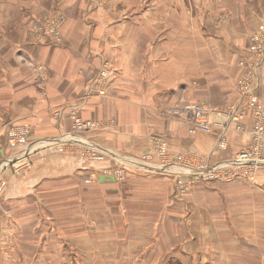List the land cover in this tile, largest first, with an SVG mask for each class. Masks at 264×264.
<instances>
[{"label": "crops", "instance_id": "crops-1", "mask_svg": "<svg viewBox=\"0 0 264 264\" xmlns=\"http://www.w3.org/2000/svg\"><path fill=\"white\" fill-rule=\"evenodd\" d=\"M263 17L264 13L259 19ZM204 22L199 23V34H190L189 39L194 45L184 57H170V53H165V45L159 35H156L153 46L148 44L152 42L151 37H145L139 44L135 43L137 35L132 34L122 35L117 40L113 33L115 28L107 30L102 37L90 30L82 40L78 33L65 35L55 57L51 48L47 47L43 52V62L50 75L43 91L39 93L25 75L21 74L20 80L16 81L17 77H13L16 73L11 74L16 70L7 68L11 71L5 73L11 81L3 83V90L8 92H3V97L0 94V100L4 98L3 106L12 108L9 112L12 120L31 125L33 135H36L35 130L41 133H44L42 129L52 131L37 140L50 138L52 133L69 132L66 113L61 109L55 110L75 105L83 118L102 123L97 130L83 133V138L121 157L119 160L125 164L130 165L132 161L123 158L138 159L137 156L146 153L152 137L166 141L173 152L197 155L208 163L228 160L251 140L250 112L244 111L242 118L231 122L227 115L229 107L238 98L236 83L242 73L240 48L244 45L245 36L238 34V29L226 36L211 32ZM85 25L91 26V23L85 21ZM103 63L110 68L107 82L102 85L100 93L93 89L90 91L93 77ZM255 85L254 92L264 105V59L257 69ZM193 102L206 103L217 111L210 117V133H189L184 117L172 113L181 105ZM4 122L1 117L0 123L4 125ZM237 125L240 129L236 128ZM222 134L224 145L217 146ZM3 145L0 143V164L5 156ZM29 159L32 166L22 176L12 174L8 168H2V164L0 166V177L5 180L0 193V264H66L69 260L75 264H99L103 246H108V255L112 250L114 258L109 263L113 260L115 264L122 258L117 257L115 250L131 248L138 253L128 259L129 264H264V168L259 170L252 186L241 181L236 188L223 185L202 196L205 202L209 200L203 209L206 219L203 231L198 230L200 222L197 221V217H201V209L185 208L192 225L185 227L184 237H177L166 246L164 225L157 220L165 216L164 209L145 214L156 218L152 220L153 227L144 229L146 234L150 231L151 241H145L141 236L140 242L131 243L130 228L124 231L127 234L124 239L117 236L116 224L110 225V210H92L95 222L85 228L81 204L80 221L76 222L77 242L72 247L68 245L62 227L57 226L58 216L47 209V194L52 193V186H62L69 179L81 186L79 181L83 175H90L94 169L103 168L111 160L87 163L79 156L51 149H33ZM139 165L143 169L134 168L138 170L134 171L140 174L168 176L159 170L157 163L143 162ZM125 181V185H133L129 181L137 182V179L128 177ZM97 184L113 185L114 182L101 177ZM233 190L234 193L229 192ZM249 191L251 194L247 193ZM230 193L243 209L233 211L237 206L230 204ZM247 201L250 204H244ZM213 206H218L217 214L211 210ZM140 208L137 212L142 211ZM169 213L179 214L175 209ZM245 215L251 218L248 230L240 223ZM236 216L238 219L233 220ZM85 230L87 233L92 230L91 256L85 255V250L89 252V243L85 244L84 240ZM104 234H108V239ZM209 235H214L217 242H196L198 237L204 239ZM100 236L104 239L100 240Z\"/></svg>", "mask_w": 264, "mask_h": 264}, {"label": "rangeland", "instance_id": "rangeland-1", "mask_svg": "<svg viewBox=\"0 0 264 264\" xmlns=\"http://www.w3.org/2000/svg\"><path fill=\"white\" fill-rule=\"evenodd\" d=\"M263 8L264 0H0V94L3 97V92L4 94L8 92L7 90H3L2 86L5 81L9 80L5 72L9 74L11 70L7 71V68L12 69V71L16 70L11 73H16L13 76L14 78L17 77L16 81L20 80L19 76L21 74L25 75V78L28 77V80L31 79L28 82L32 83L39 93L42 92L43 87L47 84L50 77L49 69L43 62L42 57L45 48H51L53 51L52 55L55 57L59 51L58 46L62 44L65 35L69 36L78 33L82 40L83 36L90 30L95 35L102 37L107 33V30H113V28H115L113 33L117 35V40L121 38L122 35L132 34L133 36L137 35L135 43L138 44L139 41L145 39V37H151L149 39H152V42H148V44L151 45L155 44L156 35H159L158 38L161 40L163 39V44L165 45L164 49L166 50L165 53H170V57H184L188 55L190 49H192L194 45L189 39L190 34H199L201 32L199 23L205 21L204 24L211 32H216L224 36L231 35L234 29H238V34L245 36L243 40L244 45L240 48V53L246 55V53L256 45L257 42L255 39L264 36V17L259 19L261 14L264 13ZM85 21L91 23V26H86ZM55 22H59L60 25L59 33L55 35L57 40L53 39L54 35L52 31ZM51 40H56V43H52ZM130 41L131 45H134L131 39ZM101 70L106 72L101 81V83H105L109 77L110 68L106 63H103ZM3 100H0V118L3 117L5 122L3 123L4 125L0 123V143L1 145L4 144V161L10 153L7 146V127H11L14 124L28 126L29 134L27 142H31L35 139L37 140L43 134H51L52 131L42 129L44 133H41V131L35 130L36 135H33L32 127L29 123L11 119V114L9 112L12 108L3 106L5 105V100ZM60 109L63 113H66L65 115L69 118V132H62L59 134L52 133L53 136L50 138L47 137L48 139L59 138L64 133L73 132L76 119L80 121H94L83 118L80 112L76 110L77 107H75V105L69 107L61 106L55 111H59ZM178 110L182 112V105ZM212 111H214V114L217 113L214 109ZM93 123L95 126L85 131V133H91L102 125V123L97 121ZM47 138L37 140L38 142L34 143L33 149H51L58 153H70L79 156L87 163L108 162V160H112L111 158H104L103 160L88 159L85 157V151L82 149L70 144L58 143L53 145L43 142L47 140ZM151 139L149 150L137 157L138 159L145 160V162L159 164V161L155 158V154L153 153L155 146L153 148ZM168 149L173 152L169 145ZM20 153V151H14L16 155ZM29 156L24 165H9L4 169L8 168V170L16 176L24 175L31 165ZM190 158L198 162L208 163L197 155L191 154ZM3 161L1 164H3ZM111 162L112 161L99 170L94 169L90 175H83L79 181L81 186L76 185L74 180L69 179L67 183L62 184V186H52V193L50 192L47 194L49 196V202L46 201L47 209L58 216L57 222L59 225L57 226L62 227V231L65 232L64 236L67 237L69 241V246L74 247L77 242L76 222L80 221L79 212L81 204L82 211L84 212L83 221L85 228L91 227L93 221L95 222L92 210H96V212H98V210L101 212L110 210L112 212V221H110V225L116 224L117 236L123 239L127 235H125L124 231L127 230V227L130 228L131 233H127L131 236V243L140 242L141 236L145 238V241H151L150 239L152 236L150 231L149 234H146V230L144 229L151 227L152 220L156 218L145 216V214H150L152 210L155 209H164V212H166V214H164L165 216L157 220L164 225L163 236L166 246L167 242L171 240L174 241L177 237L180 239L184 237L186 235L185 229L192 225L189 215L185 212V208L189 209L191 207L192 209H201V217H197V221L200 222L198 230L202 229L203 231L204 222L206 221L203 209L205 208L204 205H207V202L209 203V200L205 202L202 196L209 194L211 191H215L216 188L223 185L236 188L241 181H244L245 185L252 186V184L255 183L259 170L262 169L259 168L252 174L238 171L217 173L211 179L206 180L182 178V185L178 193H176L174 189V176L168 174H165L168 176L154 174L143 175L138 173L137 169H134L137 167L131 166L127 168L123 180L116 181L108 178L114 182L113 185H95L98 178H107L102 174V169L110 166L112 164ZM128 177L137 179V182L129 181L133 185H125V180ZM0 179L3 178L0 177ZM86 179L91 180L87 183ZM1 191L2 190H0V193ZM229 192L234 193L235 190ZM247 193L251 194L250 191ZM232 195L234 194L230 193L228 195L231 197L230 204L232 206H237L236 210L233 209V211L243 209L242 206H238L237 202L233 200L234 196L232 197ZM244 204L250 203L247 201ZM140 205L142 208H140ZM139 208L142 209L141 212H137ZM61 209L62 219H60L61 213H59ZM173 209L178 211L179 214L176 213V216L170 214L169 212ZM216 209H218V206L211 208L215 214L218 213ZM124 210L125 213L123 214ZM137 213L141 214V217ZM95 215L96 217L98 216V214ZM125 215L127 216L124 218ZM237 219V216L233 217V220ZM242 219L245 223H240L243 224L244 229H250V216L245 215ZM105 220V222L108 223V218L105 217ZM142 230H144L143 233ZM1 231L2 226L0 224V239L2 237ZM91 231L92 230H88L87 233L85 230L84 233L85 244L89 243V252L85 250V255L89 256L92 254ZM104 235V238L108 239V237H106L108 234ZM104 238L100 236V240ZM127 240L129 241L128 237ZM214 240L217 242V238H215L214 235H209L207 237L204 236V239L198 237L196 242H213ZM117 241L119 242L120 239ZM103 247L104 250L100 251L101 262L99 264H115L113 260L109 263V260L114 258L111 253L112 250H110V256L108 255V246ZM115 251H117V257H122L116 264H129L127 262L128 259L131 260L132 256L138 253V250L134 248L128 250L117 249ZM74 252L75 250L72 251V253ZM70 261L72 260H69L66 264H75V262L72 261V263ZM203 261L204 260H202V263ZM205 262H207V260H205ZM51 264H54V262Z\"/></svg>", "mask_w": 264, "mask_h": 264}, {"label": "built area", "instance_id": "built-area-1", "mask_svg": "<svg viewBox=\"0 0 264 264\" xmlns=\"http://www.w3.org/2000/svg\"><path fill=\"white\" fill-rule=\"evenodd\" d=\"M59 22L54 23L52 27L54 38L57 40L59 33ZM56 40L51 42L56 43ZM256 45L251 48L246 55H240L239 64L242 68V73L237 80L236 88L238 92L237 100L229 107L227 111L228 121H238L243 116L244 111H248L252 118V128L250 131L251 140L248 145L242 148L240 151L234 154V156L228 160L208 164L205 162H198L190 158V155L183 153L171 152L168 149L166 141L159 137H152V146L155 150V158L159 161V170L165 174L175 177L174 189L175 192H180L182 185V178H194V179H211L217 173H229V172H244L252 174L259 168H264V148H262L264 140V105L260 103L257 95L255 94L256 84V72L264 59V36L256 38ZM106 72L101 69L95 75L92 80L91 89L100 93L102 90L101 83L102 77ZM88 91V93L90 92ZM77 110V109H76ZM213 108L206 103H186L182 105V112L180 110L172 111L175 115H182L188 123V132H204L210 133L212 130V123L210 121V115L214 112ZM74 131L71 133H64L59 138L47 139L43 142L48 144H70L74 145L83 151H85L86 158L91 160H103L104 158H111L112 164L102 169V174L107 178H111L116 181L124 179L128 167H134L136 164H142L145 160L123 158L126 161H132L131 164H125V162L119 160L121 157H116L114 154L108 151L102 150L93 144H90L83 138L85 131L93 128L95 124L89 120L79 119L75 120ZM8 128L7 146L9 149V155L3 161V167L24 165L28 156L33 152L34 143L27 142L29 134V128L25 125L14 124ZM240 129L239 125L236 126ZM217 146L224 145L223 134L220 135L217 141ZM14 151H20L19 155L14 154ZM26 166V165H25ZM2 168L0 170H2ZM176 170V171H175ZM91 179H86V182H90ZM5 182L0 179V190L4 187Z\"/></svg>", "mask_w": 264, "mask_h": 264}, {"label": "water", "instance_id": "water-1", "mask_svg": "<svg viewBox=\"0 0 264 264\" xmlns=\"http://www.w3.org/2000/svg\"><path fill=\"white\" fill-rule=\"evenodd\" d=\"M134 167H137L139 169H143V167L141 165H138V164H136Z\"/></svg>", "mask_w": 264, "mask_h": 264}, {"label": "bare ground", "instance_id": "bare-ground-1", "mask_svg": "<svg viewBox=\"0 0 264 264\" xmlns=\"http://www.w3.org/2000/svg\"><path fill=\"white\" fill-rule=\"evenodd\" d=\"M176 171V170H175Z\"/></svg>", "mask_w": 264, "mask_h": 264}]
</instances>
